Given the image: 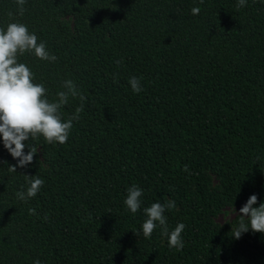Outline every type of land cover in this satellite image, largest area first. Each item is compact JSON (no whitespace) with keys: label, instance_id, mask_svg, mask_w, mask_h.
Returning <instances> with one entry per match:
<instances>
[{"label":"trees","instance_id":"obj_1","mask_svg":"<svg viewBox=\"0 0 264 264\" xmlns=\"http://www.w3.org/2000/svg\"><path fill=\"white\" fill-rule=\"evenodd\" d=\"M237 4L26 0L21 15L0 0V28L27 25L58 58L19 57L48 98L69 79L86 98L61 108L66 121L83 104L67 142L26 141L37 153L16 172L0 137V264H264V233L236 239L242 217L234 231L213 221L253 194L264 203V0ZM25 175L45 183L22 201ZM133 184L136 213L124 204ZM172 201L164 215L169 232L185 225L181 250L159 225L142 231L144 208Z\"/></svg>","mask_w":264,"mask_h":264},{"label":"clouds","instance_id":"obj_2","mask_svg":"<svg viewBox=\"0 0 264 264\" xmlns=\"http://www.w3.org/2000/svg\"><path fill=\"white\" fill-rule=\"evenodd\" d=\"M16 2L19 5L18 12L22 15L26 0H16ZM246 3L247 0H238L237 7H244ZM199 12L198 7L192 9L193 15H198ZM26 53L34 54L36 58L49 62L58 59L50 54L46 42L40 41L35 33L29 31L27 25L16 22L9 23L6 28H0V137L4 148L18 160V165L9 167L12 172H16L17 167L23 168L33 162L37 153L36 148L34 144L26 145V141L42 135L49 144L66 143L73 121L78 120L79 113L83 111V104L76 108L75 114L66 121L62 118L61 108L68 104L69 97L79 96L81 101L86 99L80 94L75 83L69 79L62 83L65 90L57 92L56 99L50 100L46 86L43 83H35V73L28 65L19 62V57ZM129 83L134 92L142 91L138 78L132 77ZM26 147L27 152H25ZM185 170L187 171V166ZM25 180L29 185L26 192L21 190L16 193L17 198L22 201L34 198L45 183L36 175H25ZM142 193L143 190L135 184L127 189L124 204L132 213L140 210ZM256 203L257 196L253 194L240 208L239 213L242 218L234 232V238L239 239L249 228L254 232L264 233V203L254 207ZM174 207L175 202L172 201L167 204L157 202L144 208L146 219L142 231L144 237L149 238L159 225L163 228V235L168 237L169 248L181 250L184 247L181 234L185 225L179 223L169 232L167 217L164 215L166 209ZM29 213L35 214V209H29ZM244 217L248 218L247 223ZM34 264L41 262L35 260Z\"/></svg>","mask_w":264,"mask_h":264},{"label":"rangeland","instance_id":"obj_3","mask_svg":"<svg viewBox=\"0 0 264 264\" xmlns=\"http://www.w3.org/2000/svg\"><path fill=\"white\" fill-rule=\"evenodd\" d=\"M40 157L41 156V149L38 150ZM217 182L215 176H213V183L215 184ZM245 203H239L235 205H229L223 207L216 215L213 216V221L217 226H221L224 224H227L233 231L235 230V219L236 217L240 216L239 213L240 208ZM243 219L248 220L247 217H244ZM238 247H244V243H240L237 245Z\"/></svg>","mask_w":264,"mask_h":264}]
</instances>
